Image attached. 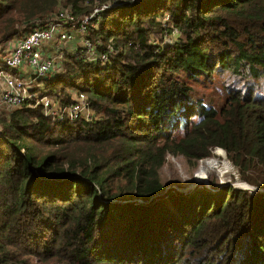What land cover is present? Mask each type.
I'll return each mask as SVG.
<instances>
[{
    "label": "trees",
    "instance_id": "obj_1",
    "mask_svg": "<svg viewBox=\"0 0 264 264\" xmlns=\"http://www.w3.org/2000/svg\"><path fill=\"white\" fill-rule=\"evenodd\" d=\"M102 5L85 35L106 60L74 33L41 80L94 119L0 107V264H264V0H0V46ZM224 74L238 86L221 105L197 95ZM215 147L252 189L162 183L167 154Z\"/></svg>",
    "mask_w": 264,
    "mask_h": 264
},
{
    "label": "built area",
    "instance_id": "obj_2",
    "mask_svg": "<svg viewBox=\"0 0 264 264\" xmlns=\"http://www.w3.org/2000/svg\"><path fill=\"white\" fill-rule=\"evenodd\" d=\"M105 7L107 5L94 8L90 14L80 18L61 10L48 18L41 28L31 30L21 37H15L0 46V107L27 106L32 109L40 108L45 116L56 120L92 121L95 113L84 93L71 94L73 101L64 104L57 99L56 95H47L41 80L48 72L56 68L57 61L63 55V51L60 50L74 39V33L83 36L80 46L84 50V58L106 60L107 54L102 53L97 56L94 43L85 35L89 26L97 25L92 20ZM168 23L169 17L165 16L163 25L168 26ZM169 28L171 36L175 38L179 35L177 28L170 25ZM54 40H57L58 48L47 52L48 44ZM14 69L26 70L29 73L15 74Z\"/></svg>",
    "mask_w": 264,
    "mask_h": 264
},
{
    "label": "rangeland",
    "instance_id": "obj_3",
    "mask_svg": "<svg viewBox=\"0 0 264 264\" xmlns=\"http://www.w3.org/2000/svg\"><path fill=\"white\" fill-rule=\"evenodd\" d=\"M15 18L17 19L18 17L15 16ZM167 30L168 32L162 31L161 41H159V39H155L158 44H163L164 42L174 38L171 36L170 28H167ZM75 34L77 35L78 33ZM79 39L80 38L77 35L75 43L70 45H72V47L79 45ZM191 84L193 85L192 82ZM234 86L237 87L238 85H235L234 82H232V78L227 74L221 75L220 78L214 81V83L203 82L202 84L193 85L195 92L199 97H202L206 101L210 100L211 103L220 105L226 96L225 93ZM165 158L166 161L160 167L158 173L162 183L166 184L167 188H176L179 191H187L195 186L203 185L207 189L214 191L211 181L218 182L219 185L229 184L236 188H244L243 185L246 184V182L239 179L237 168L231 163L225 150H221L219 147L212 149L209 157L197 160L195 163L188 162L182 155L167 154ZM207 158L218 160L222 166L215 167L213 169L204 168L206 172L204 176L205 178L202 180L197 178L199 181L194 182L192 178L196 176L203 161ZM224 166L226 167L224 168ZM178 183H183L184 187H179Z\"/></svg>",
    "mask_w": 264,
    "mask_h": 264
},
{
    "label": "bare ground",
    "instance_id": "obj_4",
    "mask_svg": "<svg viewBox=\"0 0 264 264\" xmlns=\"http://www.w3.org/2000/svg\"><path fill=\"white\" fill-rule=\"evenodd\" d=\"M220 166H222V164H220V162L218 160H216V159H213V158H207V159H205L203 161V163H202V166L200 167V170L197 171L198 172L197 173V178H200L201 180L205 178L204 176H205L206 172H205L204 168H212L213 169L215 167H220ZM225 167L226 166H224V168Z\"/></svg>",
    "mask_w": 264,
    "mask_h": 264
},
{
    "label": "water",
    "instance_id": "obj_5",
    "mask_svg": "<svg viewBox=\"0 0 264 264\" xmlns=\"http://www.w3.org/2000/svg\"><path fill=\"white\" fill-rule=\"evenodd\" d=\"M221 150H222V148H221ZM192 180L194 181V182H196V181H199V179H197V174H196V176L194 177V178H192ZM243 189H252L253 187L252 186H250L249 184H244L243 185ZM240 188H242V187H240Z\"/></svg>",
    "mask_w": 264,
    "mask_h": 264
},
{
    "label": "crops",
    "instance_id": "obj_6",
    "mask_svg": "<svg viewBox=\"0 0 264 264\" xmlns=\"http://www.w3.org/2000/svg\"><path fill=\"white\" fill-rule=\"evenodd\" d=\"M73 94V93H72Z\"/></svg>",
    "mask_w": 264,
    "mask_h": 264
}]
</instances>
